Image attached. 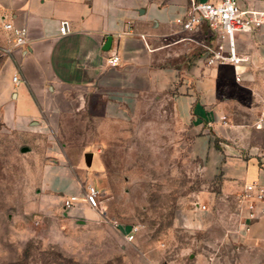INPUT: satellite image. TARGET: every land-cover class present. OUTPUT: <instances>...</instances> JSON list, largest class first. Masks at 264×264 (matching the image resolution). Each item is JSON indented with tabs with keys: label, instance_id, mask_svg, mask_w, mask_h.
<instances>
[{
	"label": "crops",
	"instance_id": "crops-1",
	"mask_svg": "<svg viewBox=\"0 0 264 264\" xmlns=\"http://www.w3.org/2000/svg\"><path fill=\"white\" fill-rule=\"evenodd\" d=\"M189 3L0 0V145L12 136L22 154V136L28 135L22 131H66L58 150L44 151L41 174L46 191L77 194L87 172L78 158L71 168V149L83 154L103 141L73 138L70 131L101 130L145 101L167 100L176 126L187 130L199 154L213 162L212 176L217 162L221 193L233 203L242 228L237 239L264 247V208L257 206L244 229L247 211L238 202L245 184H264V126L254 127L264 113V23L253 33L236 34L237 53L245 59L236 70L229 64L208 67L205 46L215 39L205 23L186 32L175 22ZM237 3L241 10L264 14V0ZM60 21L69 23L66 35L58 33ZM3 22L25 27L27 44L10 47ZM114 54L120 61L112 67L108 59ZM87 154L91 167L94 157Z\"/></svg>",
	"mask_w": 264,
	"mask_h": 264
},
{
	"label": "rangeland",
	"instance_id": "rangeland-1",
	"mask_svg": "<svg viewBox=\"0 0 264 264\" xmlns=\"http://www.w3.org/2000/svg\"><path fill=\"white\" fill-rule=\"evenodd\" d=\"M171 110L169 101L151 99L101 130H71L73 138L103 141L83 154L72 147L71 168L78 158L87 176L71 195L46 191L41 174L44 151L58 150L66 131H22V154L7 136L0 145V264H264V247L237 239L242 228L221 193L217 162L212 176L213 162ZM89 186L100 193L97 208L84 201ZM68 196L77 198L69 209ZM129 227L137 228L131 242L123 236Z\"/></svg>",
	"mask_w": 264,
	"mask_h": 264
},
{
	"label": "built area",
	"instance_id": "built-area-1",
	"mask_svg": "<svg viewBox=\"0 0 264 264\" xmlns=\"http://www.w3.org/2000/svg\"><path fill=\"white\" fill-rule=\"evenodd\" d=\"M183 31L191 32L200 24L205 23L209 32L215 39L212 46H205L207 56L205 64L208 67L214 65H231L235 70L245 61L238 55L235 45L237 33H253L264 23V14L261 12L241 10L237 0H190L186 14L175 21ZM2 30L6 32V43L12 48L23 47L28 42L27 29L16 27L11 22H3ZM69 23L60 21L58 25L59 35L69 33ZM120 58L117 54L108 59V64L115 67ZM240 73H236L235 81L240 80ZM18 82V76L12 78ZM264 126V113L255 120L254 127L262 129ZM100 193L92 186L87 187L84 201L91 208L98 207ZM238 202L247 211L246 220L242 222L244 229H248L247 222L256 217V208H264V184L252 182L245 184L239 194ZM77 203L75 196H70L64 201V207L69 209ZM137 231L136 227L123 229V236L127 242H131Z\"/></svg>",
	"mask_w": 264,
	"mask_h": 264
},
{
	"label": "water",
	"instance_id": "water-1",
	"mask_svg": "<svg viewBox=\"0 0 264 264\" xmlns=\"http://www.w3.org/2000/svg\"><path fill=\"white\" fill-rule=\"evenodd\" d=\"M110 42V40L108 39V41H107V43H109ZM90 159H91V154H86L85 155V163H86V165H90Z\"/></svg>",
	"mask_w": 264,
	"mask_h": 264
}]
</instances>
